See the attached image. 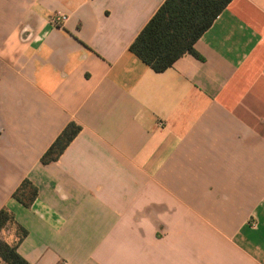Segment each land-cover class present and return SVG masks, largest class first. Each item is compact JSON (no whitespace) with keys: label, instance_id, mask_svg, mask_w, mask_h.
Wrapping results in <instances>:
<instances>
[{"label":"crops","instance_id":"0c3cea01","mask_svg":"<svg viewBox=\"0 0 264 264\" xmlns=\"http://www.w3.org/2000/svg\"><path fill=\"white\" fill-rule=\"evenodd\" d=\"M164 1L0 0V209L29 264H264V0L156 73L129 46Z\"/></svg>","mask_w":264,"mask_h":264},{"label":"trees","instance_id":"16d2710c","mask_svg":"<svg viewBox=\"0 0 264 264\" xmlns=\"http://www.w3.org/2000/svg\"><path fill=\"white\" fill-rule=\"evenodd\" d=\"M232 0H165L129 46V51L152 71L161 73L185 54L198 56L194 45L211 27ZM80 132V126L70 122L40 158L42 164L59 159ZM38 194L37 187L24 179L12 197L29 208ZM14 227L16 240L0 239V259L6 264H29L17 247L27 231L14 220L6 208L0 209V233Z\"/></svg>","mask_w":264,"mask_h":264},{"label":"built area","instance_id":"2783aa9c","mask_svg":"<svg viewBox=\"0 0 264 264\" xmlns=\"http://www.w3.org/2000/svg\"><path fill=\"white\" fill-rule=\"evenodd\" d=\"M67 19L65 15H55L50 19V24L55 27H62Z\"/></svg>","mask_w":264,"mask_h":264}]
</instances>
